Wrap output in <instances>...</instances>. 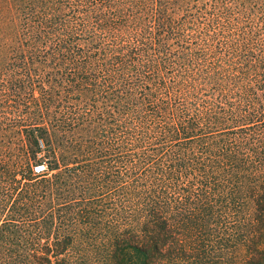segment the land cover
Here are the masks:
<instances>
[{"label":"trees","instance_id":"1","mask_svg":"<svg viewBox=\"0 0 264 264\" xmlns=\"http://www.w3.org/2000/svg\"><path fill=\"white\" fill-rule=\"evenodd\" d=\"M0 264H264V0H0Z\"/></svg>","mask_w":264,"mask_h":264}]
</instances>
